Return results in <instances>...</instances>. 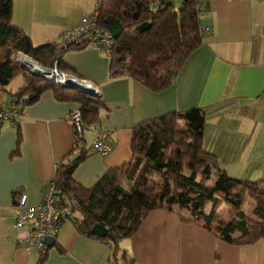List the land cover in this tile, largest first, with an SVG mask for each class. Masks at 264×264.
<instances>
[{
	"label": "crops",
	"instance_id": "1",
	"mask_svg": "<svg viewBox=\"0 0 264 264\" xmlns=\"http://www.w3.org/2000/svg\"><path fill=\"white\" fill-rule=\"evenodd\" d=\"M93 1L11 0L10 21L33 45L59 43L66 30L91 12ZM203 4L201 44L161 91L152 92L129 77H109L108 54L91 45L62 55L72 74L98 92L105 107L97 122L108 132L111 145L106 155L88 150L94 130H83L78 149L85 148L87 155L72 170L74 182L89 187L107 168L128 161L131 127L137 122L191 107L205 110L203 147L215 155L219 168L234 179H264V0H203ZM24 81L17 75L6 89L12 92ZM11 101L0 91V104ZM18 107L16 124L0 126V264H35L43 250L42 264H109L110 247L79 234L69 219L60 223L51 244L40 251L16 244L13 202L24 192L27 204H35L42 187L53 181L56 164L73 142V128L64 114L78 105L57 100L45 90ZM118 245L133 264H264V238L229 244L162 209L148 212Z\"/></svg>",
	"mask_w": 264,
	"mask_h": 264
},
{
	"label": "trees",
	"instance_id": "2",
	"mask_svg": "<svg viewBox=\"0 0 264 264\" xmlns=\"http://www.w3.org/2000/svg\"><path fill=\"white\" fill-rule=\"evenodd\" d=\"M196 2L178 0L174 5L159 0L153 6L154 0H101L98 24L105 28L104 20L114 18L122 25L108 53V76L129 77L152 92L170 86L190 52L202 41ZM10 13L11 0H0V91L22 106L50 90L55 99L78 105L83 130L97 122L99 110L105 107L99 95L29 73L12 56L19 52L44 68L56 62L59 70L72 73L62 55L87 44L61 48L56 42L45 41L33 45L28 35L11 23ZM141 23L148 27L141 29ZM17 75L24 76L25 81L10 92L6 85ZM30 93L34 94L32 100L26 98ZM204 123L205 110L199 107L171 110L137 122L131 127L128 161L107 168L89 187L80 186L71 176L87 155L85 148L78 149L80 136L73 134L71 149L55 167L57 202H65L69 193L74 196L79 207L72 210L69 220L79 234L110 247L109 264H133L118 241L129 238L146 214L155 209L176 212L181 222L200 226L229 244H250L264 238V179H234L219 168L215 155L203 147ZM222 205L229 210L222 211ZM95 223L106 228L102 237L90 232ZM44 258L45 250L35 264H42Z\"/></svg>",
	"mask_w": 264,
	"mask_h": 264
},
{
	"label": "built area",
	"instance_id": "3",
	"mask_svg": "<svg viewBox=\"0 0 264 264\" xmlns=\"http://www.w3.org/2000/svg\"><path fill=\"white\" fill-rule=\"evenodd\" d=\"M158 1L154 0L153 6ZM165 1L172 2L174 0ZM196 1L195 11L199 19L200 15L205 12V6L203 0ZM100 2L101 0H94L91 12L81 18L80 24L65 31L58 43L61 48H66L73 43H84L96 47L106 54L109 53L114 39L106 27H101L98 24L97 17ZM199 30L202 35L203 28L201 26ZM39 68L45 72L43 74L44 78L52 79L58 85L67 86V83L71 82L81 87L93 88L89 81L72 73L59 70L56 62H53L49 68L40 65ZM19 115L20 108L17 104H14L13 100L9 103L0 104V126L3 123L15 125ZM64 118L71 123L74 134L80 136L83 131L80 110L73 108L64 114ZM88 126L94 130V137L88 150L106 155L111 150V145L107 141L108 132L98 122H91ZM77 146L81 147L80 141ZM67 161L64 160L63 162L66 163ZM56 193L54 182L50 181L42 187L39 201L35 204H27L24 192L16 196L13 202V228L17 231L15 242L18 246L26 250H42L45 247V238L53 236L57 232L60 223L71 217L72 210L78 209L79 204L71 193L67 195L63 203L57 202Z\"/></svg>",
	"mask_w": 264,
	"mask_h": 264
},
{
	"label": "water",
	"instance_id": "4",
	"mask_svg": "<svg viewBox=\"0 0 264 264\" xmlns=\"http://www.w3.org/2000/svg\"><path fill=\"white\" fill-rule=\"evenodd\" d=\"M104 23H105V26L106 28L108 29V31L111 33L112 35V38L113 39H116L119 35V33L121 32L122 30V25L121 23L119 22V20L117 19H114V18H106L104 20ZM138 27H140L141 29H146L148 27V25L146 23H141ZM23 55L24 57H27L25 56L24 54H21ZM28 58V57H27ZM30 59V58H28ZM31 60V59H30ZM33 61V60H32ZM35 62V61H33ZM16 63L19 67L23 68L24 70H26L27 72L29 73H32V74H37V75H41L42 77H44V71L42 69L39 68V65L35 62V64L37 65V68L36 70H31V69H28L26 68L23 64H21L17 59H16ZM67 86L69 87H73V88H76L77 90H79L80 92H83V93H86V94H90V95H98V92L95 91L93 88H90V87H81V86H78L77 84L75 83H67ZM26 98L28 100H32L34 99V94L30 93L26 96ZM90 232L96 236H99V237H102L105 232H106V228L100 224V223H95L93 224L91 227H90ZM53 238L52 236H47L45 238V246H48L51 244Z\"/></svg>",
	"mask_w": 264,
	"mask_h": 264
},
{
	"label": "bare ground",
	"instance_id": "5",
	"mask_svg": "<svg viewBox=\"0 0 264 264\" xmlns=\"http://www.w3.org/2000/svg\"><path fill=\"white\" fill-rule=\"evenodd\" d=\"M18 60L21 64H23L26 68L31 70H36L37 65L32 60L28 59L27 57H24L23 55H18Z\"/></svg>",
	"mask_w": 264,
	"mask_h": 264
},
{
	"label": "rangeland",
	"instance_id": "6",
	"mask_svg": "<svg viewBox=\"0 0 264 264\" xmlns=\"http://www.w3.org/2000/svg\"><path fill=\"white\" fill-rule=\"evenodd\" d=\"M172 3L174 4V5H177L178 4V0H174V1H172ZM18 55H21V54H18ZM16 56V55H13V60H14V62L16 63V59L18 60V57L19 56ZM19 61V60H18ZM20 62V61H19ZM17 64V63H16ZM211 179V178H210ZM210 182V181H209ZM247 204H244V206H243V209L244 210H246L247 209ZM176 209L177 210H180L181 212H182V210L179 208V207H176ZM222 211H228L229 210V207H227V206H225V205H222L221 206V208H220Z\"/></svg>",
	"mask_w": 264,
	"mask_h": 264
}]
</instances>
